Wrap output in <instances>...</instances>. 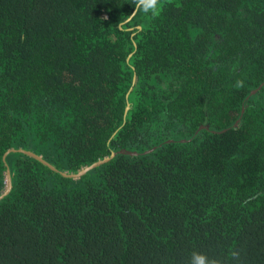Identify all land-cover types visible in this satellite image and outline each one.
I'll return each mask as SVG.
<instances>
[{
	"label": "trees",
	"instance_id": "trees-1",
	"mask_svg": "<svg viewBox=\"0 0 264 264\" xmlns=\"http://www.w3.org/2000/svg\"><path fill=\"white\" fill-rule=\"evenodd\" d=\"M159 8L0 0V264H264V0Z\"/></svg>",
	"mask_w": 264,
	"mask_h": 264
},
{
	"label": "water",
	"instance_id": "water-1",
	"mask_svg": "<svg viewBox=\"0 0 264 264\" xmlns=\"http://www.w3.org/2000/svg\"><path fill=\"white\" fill-rule=\"evenodd\" d=\"M135 11V9L132 11L131 14H133ZM129 17L126 18V20L128 19ZM127 107H128V104L126 105V108H125V111L127 110ZM14 151H21V152H27L33 156H36L38 159H40L41 161H43L44 163L48 164L49 166H51L53 169H57L54 165H52L51 163H48L41 155L39 154H36L35 152L33 151H30V150H27V149H24L22 147H10L8 148L3 156L5 157L6 154L10 153V152H14ZM123 151V150H122ZM130 152H135V151H130ZM115 154L114 151H111L109 154L101 157V158H97L93 161H91L90 163H87L83 166H81L80 168H78L77 170L75 171H62L60 170V172L63 174V175H66V176H72V177H78L80 176L81 174H83L86 170L90 169L91 167L95 166V165H98L100 164L101 162L113 157V155ZM59 170V169H58ZM12 186V178H11V173H10V169H9V166L6 167V186L5 188L0 192V198L3 197L11 188Z\"/></svg>",
	"mask_w": 264,
	"mask_h": 264
},
{
	"label": "clouds",
	"instance_id": "clouds-1",
	"mask_svg": "<svg viewBox=\"0 0 264 264\" xmlns=\"http://www.w3.org/2000/svg\"><path fill=\"white\" fill-rule=\"evenodd\" d=\"M160 3L161 0H132V5L135 9L134 13L142 10L145 13L151 12L154 16L159 13ZM242 86L243 81H237V87ZM193 258L195 260V264H206V257L203 254H193Z\"/></svg>",
	"mask_w": 264,
	"mask_h": 264
}]
</instances>
